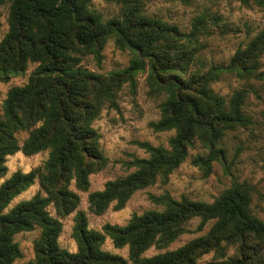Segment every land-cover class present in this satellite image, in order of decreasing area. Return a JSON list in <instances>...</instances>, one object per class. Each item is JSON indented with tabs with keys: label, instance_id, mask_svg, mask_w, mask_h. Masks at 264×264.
Wrapping results in <instances>:
<instances>
[{
	"label": "trees",
	"instance_id": "1",
	"mask_svg": "<svg viewBox=\"0 0 264 264\" xmlns=\"http://www.w3.org/2000/svg\"><path fill=\"white\" fill-rule=\"evenodd\" d=\"M10 1V29L0 42V77L7 81L25 73L30 63L37 66L28 82L11 87L0 103V179L8 172L9 155L49 151V156L42 166L29 172L16 170L0 185V264H14L22 257L15 235L35 228L40 229L34 241L36 256L24 264H195L201 254L223 243H239L237 254L212 264H264V220L251 209V187L246 182L234 180L212 203L152 195L162 209L133 214L124 226L106 223L102 230L89 228L86 212L78 209L80 195L71 188L74 180L77 189L87 191L90 175L106 165L94 120L108 102L118 107L117 91L126 81L133 84L135 73L146 67L150 85L165 94L160 118L151 127L175 134L168 146L138 141L149 156L135 157L129 162L135 170L91 191L89 209L97 215L111 205L121 209L137 190L160 178L167 180L196 140L210 152L197 156L195 163L210 170L213 159L225 156L222 137L251 122L244 111L247 90H235L226 98L213 84L224 69L247 78L257 74L264 28L235 52L226 67L188 73L205 29L201 16L194 19L190 33H184L126 0H122L123 17L109 19L90 6L91 0ZM240 1L264 10V0ZM110 37L133 52L131 64L107 75L85 68L83 57L94 54L99 61ZM20 131L29 133L23 144ZM36 179L45 194L39 191L8 208ZM52 204L58 216L76 211L72 232L76 252L59 244L63 223L49 211ZM194 217L201 218L200 228L214 220L208 233L177 249L143 256L152 246L164 248L175 241ZM107 236L115 247H128V258L103 248Z\"/></svg>",
	"mask_w": 264,
	"mask_h": 264
},
{
	"label": "rangeland",
	"instance_id": "2",
	"mask_svg": "<svg viewBox=\"0 0 264 264\" xmlns=\"http://www.w3.org/2000/svg\"><path fill=\"white\" fill-rule=\"evenodd\" d=\"M136 4L150 17L159 18L177 25L182 32L190 33L195 18L203 17L205 29L199 35V45L188 73L205 72L213 67H226L235 52L251 40L264 28V10L257 6H246L240 0H126ZM10 0H0V42L10 29ZM90 6L103 15L104 19L122 18V0H91ZM185 41L184 39L182 40ZM99 61L94 54L85 55L81 64L90 71L107 75L128 67L134 57L128 48L117 46L114 37H110L101 52ZM146 61L149 59L146 57ZM37 63H30L25 73L13 75L4 81L0 77V103L4 101L9 89L28 82L31 72ZM214 89L229 98L235 90L246 89L244 111L251 119L247 126H238L228 131L221 139L220 145L225 151L219 158L211 161L208 170L195 163L197 156L206 157L209 148L199 140L189 149L186 160L175 169L167 180L158 179L154 184L137 190L125 206L116 209L111 205L103 214H94L89 209L88 195L91 191L101 190L105 184L118 177H123L135 170L129 162L135 157H148L149 153L138 141H148L154 145H169L174 130L155 131L151 122L161 115V104L165 94L153 89L149 81V69L138 70L134 82H124L117 91L115 108L108 102L94 120V127L100 135V146L107 157L106 165L90 175V186L87 191L77 189L75 181L71 188L80 195L78 209L84 210L91 229L102 230L106 223L124 226L133 214H142L151 209H162L151 199L152 195L168 194L175 199L188 197L208 203L215 201L234 180L246 182L251 187L253 213L264 220V54L261 66L256 75L242 77L237 71L224 69L220 78L213 84ZM20 144L28 137L27 131L18 134ZM49 151L25 155L18 151L8 156L7 174L0 179L1 183L16 170L29 172L44 164ZM42 190L39 179L26 191L16 196L8 208L21 200L30 199ZM52 215L58 216L54 205L48 207ZM76 211L58 216L63 223L59 244L71 252L78 250L73 237L74 216ZM201 218L194 217L186 223L187 230L167 247L152 246L143 256H153L160 252L177 249L190 240L209 232L214 220L208 221L200 228ZM40 229L35 228L15 235V240L22 250V257L14 264H24L36 256L34 241L39 237ZM239 243H223L219 249L201 254L195 264H212L237 254ZM103 248L112 253L128 258V247L117 248L107 236ZM129 264H131L129 262Z\"/></svg>",
	"mask_w": 264,
	"mask_h": 264
}]
</instances>
